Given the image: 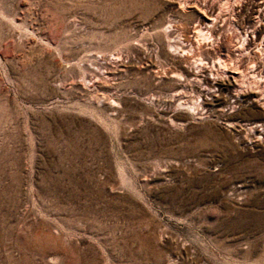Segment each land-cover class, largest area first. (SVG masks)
<instances>
[{
  "label": "rangeland",
  "instance_id": "obj_1",
  "mask_svg": "<svg viewBox=\"0 0 264 264\" xmlns=\"http://www.w3.org/2000/svg\"><path fill=\"white\" fill-rule=\"evenodd\" d=\"M263 21L264 0H0V264H264Z\"/></svg>",
  "mask_w": 264,
  "mask_h": 264
},
{
  "label": "bare ground",
  "instance_id": "obj_2",
  "mask_svg": "<svg viewBox=\"0 0 264 264\" xmlns=\"http://www.w3.org/2000/svg\"><path fill=\"white\" fill-rule=\"evenodd\" d=\"M228 1V0H227ZM260 11H262L261 9H260ZM255 12V11H254ZM211 14V13H210ZM209 14V15H210ZM255 15V14H254ZM260 15V14H259ZM258 15V16H259ZM251 18V17H250ZM214 21V20H213ZM251 22V21H250ZM264 22V21H263ZM254 23V22H253ZM210 24V23H209ZM200 25V24H199ZM206 25H207V23H206ZM173 26V25H172ZM172 26H170V27H172ZM170 27H168V28H170ZM202 27V26H201ZM207 28V27H206ZM213 28V27H212ZM250 28H252V26L250 27V25H249V27H246L245 29H243L244 30V32L242 33L244 36L246 35V36H251V33H253V34H255V32L253 31V32H251V31H249V29ZM178 29V28H177ZM168 30V29H167ZM213 30V29H212ZM217 30V29H216ZM197 31V30H196ZM200 31H202V29L200 30ZM214 31V30H213ZM262 31L263 30H260V32L262 33ZM167 32V31H166ZM209 32V31H208ZM207 32V33H208ZM242 32V31H241ZM218 33V32H217ZM167 34V33H166ZM217 35V34H216ZM182 36V35H181ZM180 36V37H181ZM207 36H209V35H207ZM206 36V37H207ZM215 36V35H214ZM245 36V37H246ZM216 37V36H215ZM212 38V37H211ZM199 39V38H198ZM197 39V40H198ZM216 39V38H215ZM176 40V39H175ZM183 40V39H182ZM248 40V39H247ZM181 41V40H180ZM191 43V42H190ZM189 43V44H190ZM264 40L262 41V42H260L259 43V39H256V40H252L251 38H250V41H248L247 42V45L246 46H252V45H255L254 47H253V49H251V57L253 58L251 61H250V63H249V67L248 68H250V72L252 73V75H253V78L255 79V81H254V83H256V84H258V83H260L263 79H264V55L263 56H258L257 57V55H258V51H260V50H264ZM225 44V43H224ZM221 45V44H220ZM246 46H245V48H246ZM175 47V46H174ZM239 48H241V46L239 47ZM193 49V48H192ZM244 49V48H243ZM255 49V50H254ZM244 51V50H243ZM246 51H247V48H246ZM245 51V52H246ZM230 52V51H229ZM250 52V51H249ZM240 53V52H239ZM250 54V53H249ZM262 54V53H261ZM241 56V55H240ZM220 57V56H219ZM224 60V59H223ZM202 61V60H201ZM220 61V60H219ZM223 62V61H222ZM224 62H226V61H224ZM222 64V63H221ZM228 65V64H227ZM239 65V64H238ZM226 66V65H225ZM246 68V67H245ZM239 69H241V67H239ZM245 73V72H244ZM250 78V77H249ZM252 83V82H251ZM231 85V82H228V83H221V82H211V84H210V88L212 89V88H214V87H218V86H226V87H229ZM259 85V84H258ZM261 86H262V84H261ZM263 87H264V85H263ZM255 97V96H254ZM243 100V99H242ZM258 111H260V109H258ZM263 115H264V112H263ZM259 126L261 127V125H260V123H259ZM258 127V126H257Z\"/></svg>",
  "mask_w": 264,
  "mask_h": 264
}]
</instances>
